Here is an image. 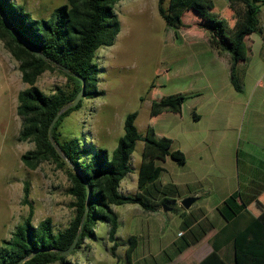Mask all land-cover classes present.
Here are the masks:
<instances>
[{
    "label": "rangeland",
    "instance_id": "374dc122",
    "mask_svg": "<svg viewBox=\"0 0 264 264\" xmlns=\"http://www.w3.org/2000/svg\"><path fill=\"white\" fill-rule=\"evenodd\" d=\"M34 20H47L65 0H14ZM214 15L235 24L229 17L227 0H215ZM121 31L111 47L101 48L96 57L99 66L96 96L85 99L81 109L68 118L64 133H74L85 143L107 149L110 153L124 135V123L137 113L136 127L142 136L149 128L156 140L173 141L172 150H184L185 166L171 158L158 163L165 168L159 181L147 186L146 196L159 210L145 212L137 204L114 207L119 215L117 258L109 252L107 224L94 228V237L69 257L72 264H127V240L135 236L138 247L134 264H155L169 240L185 233L187 224H208L203 215L210 204L223 198L220 188L233 180L241 189L249 175L258 178L264 164V44L254 34V57L248 65L238 66L243 90L231 83L228 55L220 56L209 43L206 32L196 26L195 18L186 15L189 29L169 28L158 11V0H122L114 7ZM264 31V5L259 14ZM228 58V59H227ZM67 79L59 72H46L37 83L45 94L65 87ZM28 88L23 82L19 63L0 42V241L8 240L15 228L30 216L23 203L24 184H30L32 224L51 219L54 231L68 227L74 217L71 183L65 168L45 163L37 170L27 169L21 157L33 149L31 143L18 142L22 122L17 115L18 94ZM168 109L153 116L158 100L171 101ZM157 102H154L156 101ZM194 114L200 117L195 121ZM144 143L138 141L130 161V173L121 182L120 192L134 196L138 192V170L142 163ZM246 151L239 163L237 151ZM240 169L238 170V168ZM184 182L175 188L172 180ZM203 179V181H202ZM201 181V182H200ZM241 184V185H240ZM200 190V200L189 210L176 204ZM171 201L172 205L166 201ZM264 206V196L259 199ZM165 202V203H164ZM181 203V201H180ZM168 204V206H167ZM168 211H166V209ZM252 212H259L256 205ZM194 217V218H192ZM183 241V240H179Z\"/></svg>",
    "mask_w": 264,
    "mask_h": 264
},
{
    "label": "trees",
    "instance_id": "16d2710c",
    "mask_svg": "<svg viewBox=\"0 0 264 264\" xmlns=\"http://www.w3.org/2000/svg\"><path fill=\"white\" fill-rule=\"evenodd\" d=\"M120 1L65 0V5L55 10L51 18L34 20L14 0H0V9L14 31L46 57L42 59L25 48L0 16V42L19 63L22 80L28 86L18 94L17 115L22 122L18 142L31 143L33 149L22 155L21 161L29 170H37L45 163L65 168L71 183L69 194L74 199L72 206L75 212L68 227L62 231H54L51 219L34 226L30 184L25 183L23 203L30 207V216L15 228L10 239L0 241V264H72L69 257L82 248L85 240L94 237V228L99 223L107 224L109 252L117 258L120 222L114 207L137 204L145 212L158 211L159 206L146 196L147 186L159 181L165 171L158 163L171 158L178 166L186 164L185 154L172 150L171 139L162 137L156 140L152 128L148 129L146 136L139 133L137 113L126 117L124 135L111 153L85 143L84 138L77 134L64 133L66 120L81 109L85 99H93L98 94L100 69L95 60L98 51L113 46L120 34V21L114 11ZM228 2L234 13L233 27L226 19L219 20L214 15L213 0H158V11L165 24L176 30L189 29L191 26L185 17L187 14L193 16L196 26L209 36L210 46L220 56L230 57L231 83L241 92L243 83L238 66L247 58L246 40L258 33L264 44V31L259 19L264 0ZM64 69L70 73L66 74ZM49 71L63 75L67 85L47 95L37 87V83ZM74 75L85 80V94L77 106L63 111L75 102L82 90V82ZM158 101L154 105L153 116L168 109L169 102L178 104L184 99ZM194 119L198 121L200 117L194 114ZM138 141L144 143L138 170V192L134 196H124L120 192L121 182L130 173V161ZM259 196L258 193L247 195L240 190L217 207L226 224L210 241L212 252L201 264H264V206L258 200ZM166 202H170L171 207L172 202ZM254 203L260 211L258 216L249 209ZM77 237L74 251L63 256ZM125 246L126 263L132 264L133 253L138 247L137 238L129 237Z\"/></svg>",
    "mask_w": 264,
    "mask_h": 264
},
{
    "label": "crops",
    "instance_id": "0c3cea01",
    "mask_svg": "<svg viewBox=\"0 0 264 264\" xmlns=\"http://www.w3.org/2000/svg\"><path fill=\"white\" fill-rule=\"evenodd\" d=\"M213 2H214V11H215L216 10L215 0H213ZM227 3H228L227 6L229 10V17L231 21H234V17H233L234 13L230 9L228 0H227ZM253 38H256L254 37V34H252L251 36L247 38L246 40V44L248 48L247 58H246V61L240 62L239 66L246 67V65H248V68H252L251 63L249 62V58L254 57L253 48L257 42V40L256 39L254 40ZM259 38H260L259 39L260 50L258 52V55L259 57H261V48L263 46L262 44L263 40L261 36ZM260 62L264 64V56ZM228 63L230 66V58L228 59ZM182 152L185 154L184 150H182ZM240 155H242L246 159L249 158L250 156L249 153H247L246 151H241V150L237 151L236 158H237L238 163H239ZM186 164H187V161H186ZM261 167L262 169L259 173L258 178L256 179L248 175L247 178L245 179L244 184L243 185L240 184L242 186L241 189L236 185L235 181L233 180L234 179L233 176L230 182H227V181L224 182L222 186L225 188H220V193L224 195L223 198H221V200L219 201L212 202V204H210V210L207 211V214L203 215L204 216L203 218L207 220L208 224H205L203 226H198L197 223L191 224L190 226H188L187 224L186 232L183 234L179 233L177 235V240L173 239V240H169L166 242V247L165 249L162 250L160 259H158L155 264H201L204 258H206L212 252L210 241L215 237L218 231L221 228H223L226 224V222L218 214L217 207L222 202H224L227 198H229L231 195L237 193L240 190L244 194H247V195L258 193L260 195L258 200L261 198V196H264V164L261 165ZM239 169L240 167L238 168V170ZM183 183L184 182H182L180 179L174 178L172 180L171 185L177 188V187H181L182 185H184ZM188 197H197L198 200H200V197H201L200 190L190 192L187 198ZM180 201L182 202L183 200H178L176 204L181 205ZM196 202L193 204V206L196 204ZM254 205H256V203L252 204L249 207L251 212H252V207ZM252 214H254L255 216H258L260 214V211L257 213L252 212ZM179 240H183V241H179ZM228 256L231 257L230 253H228ZM132 264L134 263L132 262Z\"/></svg>",
    "mask_w": 264,
    "mask_h": 264
},
{
    "label": "water",
    "instance_id": "95a60500",
    "mask_svg": "<svg viewBox=\"0 0 264 264\" xmlns=\"http://www.w3.org/2000/svg\"><path fill=\"white\" fill-rule=\"evenodd\" d=\"M0 16H1V18L3 19L4 24H5V25L7 26V28L11 31V33L14 35V37H15L20 43H22V44L25 46V48H27L28 50H30V51H32L33 53L37 54V55L40 56L42 59H46V57H45V56H44V55H43L38 49H36V48L33 47L32 45H30L28 42H26L24 39H22V38H21V37H20V36L14 31V29H13L12 26L10 25L9 21L7 20V18L3 15L1 9H0ZM64 72H65L66 74H69V73H70L69 70H67V69H64ZM74 76H75L76 78H78V79L82 82V90H81V92L78 94V96H77L75 102H74L72 105L66 107L63 111L67 110L68 108H70V107H72V106H77L78 103L80 102V100L82 99V97H83L84 94H85V90H86V83H85V80H84V79H81L80 77H78V76H76V75H74ZM57 119H58V117L55 119L54 123L52 124V126H51V130H52V128H53L55 122L57 121ZM51 130H50V133H51ZM56 148H57V150L60 152L59 147L56 146ZM61 155H62V154H61ZM88 194L90 195V190H89V189H88ZM197 200H198L197 197H188V198H185V199L181 202V205H182V207H183L185 210H189ZM165 209H166V211H168L167 208H165ZM77 242H78V237L75 239V241H74L73 245L71 246V248H70L69 250L63 252L62 255H63V256H67V255L71 254V253L74 251V249H75V247H76V245H77Z\"/></svg>",
    "mask_w": 264,
    "mask_h": 264
},
{
    "label": "built area",
    "instance_id": "2783aa9c",
    "mask_svg": "<svg viewBox=\"0 0 264 264\" xmlns=\"http://www.w3.org/2000/svg\"><path fill=\"white\" fill-rule=\"evenodd\" d=\"M181 236V235H180Z\"/></svg>",
    "mask_w": 264,
    "mask_h": 264
}]
</instances>
